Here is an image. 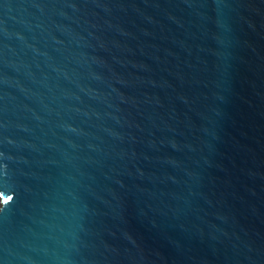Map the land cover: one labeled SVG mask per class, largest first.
<instances>
[{"label": "water", "instance_id": "95a60500", "mask_svg": "<svg viewBox=\"0 0 264 264\" xmlns=\"http://www.w3.org/2000/svg\"><path fill=\"white\" fill-rule=\"evenodd\" d=\"M0 264H264V0H0Z\"/></svg>", "mask_w": 264, "mask_h": 264}]
</instances>
